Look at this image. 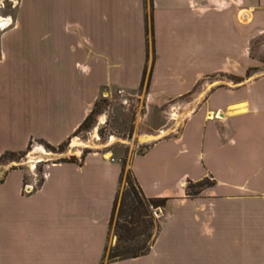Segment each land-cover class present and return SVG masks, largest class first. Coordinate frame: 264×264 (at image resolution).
I'll return each instance as SVG.
<instances>
[{
  "label": "crops",
  "instance_id": "obj_1",
  "mask_svg": "<svg viewBox=\"0 0 264 264\" xmlns=\"http://www.w3.org/2000/svg\"><path fill=\"white\" fill-rule=\"evenodd\" d=\"M261 34L264 0H18L0 34V156L60 145L110 91L195 104L129 164L167 200L147 254L103 261L122 165L89 152L46 164L28 193L19 171L0 182V264H264V74L232 79Z\"/></svg>",
  "mask_w": 264,
  "mask_h": 264
},
{
  "label": "rangeland",
  "instance_id": "obj_2",
  "mask_svg": "<svg viewBox=\"0 0 264 264\" xmlns=\"http://www.w3.org/2000/svg\"><path fill=\"white\" fill-rule=\"evenodd\" d=\"M17 4L18 0H0V22L7 17H12ZM2 31L3 29H0V34ZM244 52L247 53L250 64L241 80L245 81L264 74V34L253 38ZM244 65L243 60L241 69ZM229 79L227 76L218 75L211 77L209 81L217 84L230 83ZM96 103V108L93 106L95 114L87 125L78 131L76 129V133L71 135L61 150H58L57 146L54 147V151L50 150L40 141L33 140L23 153L3 158L0 161V182L8 173L19 171L23 177V192L28 193L42 177L46 164L68 159L78 160L89 152H100L121 165L124 162L126 173L134 155L143 153L156 140L169 136L171 128L172 131L178 130L185 116L194 107L195 93L161 102L158 98L148 96L143 87L136 92L121 94L117 91H110ZM146 136L151 138H146ZM125 187L123 180L120 196ZM120 199L109 232V241L103 261L107 260L115 244L117 224H122L123 218L119 217ZM150 215L155 226L157 216L155 213ZM149 233L151 236L156 234L154 231Z\"/></svg>",
  "mask_w": 264,
  "mask_h": 264
},
{
  "label": "trees",
  "instance_id": "obj_3",
  "mask_svg": "<svg viewBox=\"0 0 264 264\" xmlns=\"http://www.w3.org/2000/svg\"><path fill=\"white\" fill-rule=\"evenodd\" d=\"M144 77H145V73L143 74V80H144ZM232 79L233 81L235 80L236 82L242 81L241 78H232ZM96 104L97 103L94 104V108H96L97 106ZM94 108L93 110H91L89 115H87V117L80 124V126L77 128L76 131H78L79 129L87 125L91 117L95 114ZM76 131L73 132V134H75ZM40 142L43 143L48 149L53 150V151L55 150L53 146L43 141H40ZM65 142L58 145L57 149L61 150ZM29 145H30V142L28 143L26 149L29 147ZM21 153L23 152H17V153L6 152L0 156V161L6 156L14 157ZM139 154H142V153H139ZM85 155L86 154L82 155L80 159H83ZM59 162H72L73 163V162H76V160L68 159V160L59 161ZM123 180H124L126 187L124 188V191L122 195L120 196V188H121V184ZM41 183H42V177L39 179V181L37 182L33 190L40 187ZM205 183L203 182V184L201 183L197 185L188 184L187 188L189 189V191L194 193L196 192L197 187H200L204 185ZM119 184H120L119 191L117 192V195L114 199L113 207H112V211L110 215L109 232L111 229V225H112L113 218L116 212L119 198H121L119 217H122L123 220H122V224H119V223L117 224V232H115L116 241H115V244L112 250L109 252L108 258L105 261L106 263L113 262V261L134 259V258H138L148 253L154 241L155 235H156V234H153V236H151V233L149 232L154 231L155 233H157V230L159 228V223L157 220H156V225L154 226L153 220L151 219L150 214L155 213L159 209L163 208L167 201L164 198L145 197L139 185L137 184L131 170L128 169V171L125 173L124 162H122V169H121V174L119 178Z\"/></svg>",
  "mask_w": 264,
  "mask_h": 264
},
{
  "label": "built area",
  "instance_id": "obj_4",
  "mask_svg": "<svg viewBox=\"0 0 264 264\" xmlns=\"http://www.w3.org/2000/svg\"><path fill=\"white\" fill-rule=\"evenodd\" d=\"M7 21L10 23L11 18L7 17L6 19H3L1 22L4 24V26H0V29H4L5 28V26L7 25ZM117 92H118V94L122 93L121 91H117Z\"/></svg>",
  "mask_w": 264,
  "mask_h": 264
},
{
  "label": "bare ground",
  "instance_id": "obj_5",
  "mask_svg": "<svg viewBox=\"0 0 264 264\" xmlns=\"http://www.w3.org/2000/svg\"><path fill=\"white\" fill-rule=\"evenodd\" d=\"M0 26H4V24L2 22H0ZM146 138H151L150 136H146ZM144 138V139H146Z\"/></svg>",
  "mask_w": 264,
  "mask_h": 264
}]
</instances>
